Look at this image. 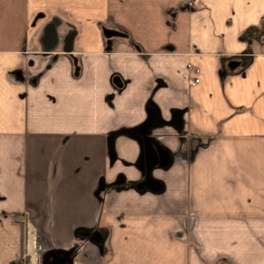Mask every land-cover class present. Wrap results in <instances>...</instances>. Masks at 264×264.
<instances>
[{
  "label": "crops",
  "instance_id": "obj_1",
  "mask_svg": "<svg viewBox=\"0 0 264 264\" xmlns=\"http://www.w3.org/2000/svg\"><path fill=\"white\" fill-rule=\"evenodd\" d=\"M26 221L42 264H264V0H0V264Z\"/></svg>",
  "mask_w": 264,
  "mask_h": 264
},
{
  "label": "built area",
  "instance_id": "obj_2",
  "mask_svg": "<svg viewBox=\"0 0 264 264\" xmlns=\"http://www.w3.org/2000/svg\"><path fill=\"white\" fill-rule=\"evenodd\" d=\"M43 251L42 240L35 233L32 224L26 221L23 252L16 264H42Z\"/></svg>",
  "mask_w": 264,
  "mask_h": 264
},
{
  "label": "water",
  "instance_id": "obj_3",
  "mask_svg": "<svg viewBox=\"0 0 264 264\" xmlns=\"http://www.w3.org/2000/svg\"><path fill=\"white\" fill-rule=\"evenodd\" d=\"M103 33H104V35L106 37L125 36V34L119 32V31L113 30V29H109V28H104ZM43 43H44V46L46 48L52 47L54 45V43H55V33H54V30H53V28H52V26L50 24H48L45 27ZM63 49H64V51H69V44H68L67 39L65 40V46H64ZM114 81L117 82L118 78L115 77Z\"/></svg>",
  "mask_w": 264,
  "mask_h": 264
}]
</instances>
